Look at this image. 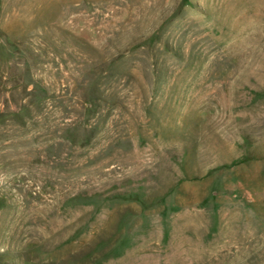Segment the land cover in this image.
Masks as SVG:
<instances>
[{
    "label": "rangeland",
    "instance_id": "obj_1",
    "mask_svg": "<svg viewBox=\"0 0 264 264\" xmlns=\"http://www.w3.org/2000/svg\"><path fill=\"white\" fill-rule=\"evenodd\" d=\"M0 264H264V0H0Z\"/></svg>",
    "mask_w": 264,
    "mask_h": 264
}]
</instances>
